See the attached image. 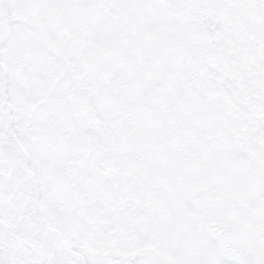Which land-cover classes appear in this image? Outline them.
Here are the masks:
<instances>
[{"label": "snow or ice", "instance_id": "1", "mask_svg": "<svg viewBox=\"0 0 264 264\" xmlns=\"http://www.w3.org/2000/svg\"><path fill=\"white\" fill-rule=\"evenodd\" d=\"M0 264H264V0H0Z\"/></svg>", "mask_w": 264, "mask_h": 264}]
</instances>
